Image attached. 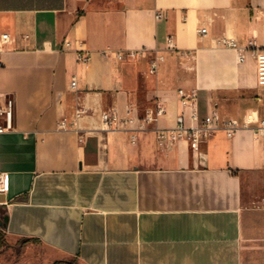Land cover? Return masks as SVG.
Here are the masks:
<instances>
[{"label": "crops", "instance_id": "1", "mask_svg": "<svg viewBox=\"0 0 264 264\" xmlns=\"http://www.w3.org/2000/svg\"><path fill=\"white\" fill-rule=\"evenodd\" d=\"M252 43L264 47V0H0V93L15 99L0 133L6 237L79 264H244L264 141L224 125L264 119ZM125 51L138 55L117 61ZM214 112L199 152L170 141L180 117L191 129Z\"/></svg>", "mask_w": 264, "mask_h": 264}, {"label": "built area", "instance_id": "2", "mask_svg": "<svg viewBox=\"0 0 264 264\" xmlns=\"http://www.w3.org/2000/svg\"><path fill=\"white\" fill-rule=\"evenodd\" d=\"M162 15L159 14L158 18H161ZM208 29L206 26L198 30V34L201 38L207 36ZM9 34H4L1 37V46H5L10 42ZM171 40H169V43ZM223 44L226 47L233 48L238 51L240 61L244 60V51L245 48L238 47L237 44L231 40H224ZM69 46V44H67ZM254 58L257 64L258 71V84L260 87L264 88V47L259 48L255 43H252L250 46ZM138 52L136 51H125L119 52L116 54V60L122 61L126 59L136 58ZM79 61L89 62L91 60V54L87 53L85 55L78 54L77 56ZM162 58L154 62L151 72H155L157 67V62L161 61ZM76 87V80L74 79L71 82V88ZM180 96L182 97V102L184 105H188L190 102L196 100V92L192 91L190 95L186 96L183 91H180ZM14 110H15V99L11 96H8L7 93H0V133L11 132L14 130ZM84 113V110L78 112V116ZM164 113L162 108L158 109V116H161ZM103 121L106 125H110L118 121L116 112H107L102 115ZM193 119L197 120V114L194 113ZM146 121L153 120L151 112H147ZM220 126L219 115L214 112L212 115L205 118L203 125L201 127L187 129L184 126V119L180 117L178 119V126L171 132L170 141L177 142L182 138H187L190 141L192 150L194 152H199L200 146L203 142L210 139L218 130ZM60 127L66 129V122L63 120ZM224 128L226 130L227 136L232 137L236 132L242 129H251L257 139L264 141V119H258L255 116V113H252L247 116L246 120L241 123L237 120H230L225 123ZM162 140L166 139L165 135L161 136ZM9 187V176L6 173L0 172V193L8 190Z\"/></svg>", "mask_w": 264, "mask_h": 264}, {"label": "rangeland", "instance_id": "3", "mask_svg": "<svg viewBox=\"0 0 264 264\" xmlns=\"http://www.w3.org/2000/svg\"><path fill=\"white\" fill-rule=\"evenodd\" d=\"M256 182V181H255ZM247 182L245 207L250 211L245 219L244 264H264V181ZM256 187H254V186ZM0 264H79L73 259H56L49 252L21 247L8 239L0 229Z\"/></svg>", "mask_w": 264, "mask_h": 264}, {"label": "water", "instance_id": "4", "mask_svg": "<svg viewBox=\"0 0 264 264\" xmlns=\"http://www.w3.org/2000/svg\"><path fill=\"white\" fill-rule=\"evenodd\" d=\"M4 221H6V218H4L3 220L0 219V226L3 224Z\"/></svg>", "mask_w": 264, "mask_h": 264}]
</instances>
